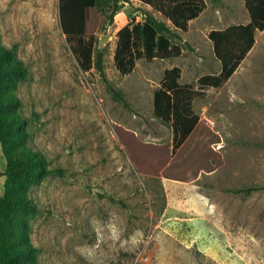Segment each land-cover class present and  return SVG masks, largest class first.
Masks as SVG:
<instances>
[{
    "label": "rangeland",
    "instance_id": "obj_1",
    "mask_svg": "<svg viewBox=\"0 0 264 264\" xmlns=\"http://www.w3.org/2000/svg\"><path fill=\"white\" fill-rule=\"evenodd\" d=\"M205 3L187 31L177 30L180 55L139 59L128 74L115 61L122 29L146 11L171 22L139 0H121L112 21L104 16L95 48L126 106L97 67L82 68L60 0H0L1 63L19 66L11 73L0 65V115L22 122L11 136L44 169L19 175L14 163L0 171L8 172L0 177V264H264V189L229 192L264 187V30L225 85L201 88V76L221 69L209 33L251 21L246 0ZM174 66L182 84L204 90L192 110L222 140L223 164L185 182L141 175L114 127L145 142L173 141L154 96ZM14 247L25 254L14 256Z\"/></svg>",
    "mask_w": 264,
    "mask_h": 264
},
{
    "label": "trees",
    "instance_id": "obj_2",
    "mask_svg": "<svg viewBox=\"0 0 264 264\" xmlns=\"http://www.w3.org/2000/svg\"><path fill=\"white\" fill-rule=\"evenodd\" d=\"M139 1L161 12L171 25L146 11L144 21L130 22L122 29L115 61L123 74L130 73L139 59L151 61L155 58L165 59L180 55L181 49L174 43V39L179 37L177 30L187 31L189 22L196 19L206 8L205 0ZM120 2L121 0H60V20L68 41L75 45L74 50L82 68L88 71L97 67L105 77L114 98L128 106L124 93L106 78L104 52L96 49L94 43L104 16L112 21L120 9ZM246 4L251 15L249 23L210 32L209 39L214 44V52L221 62V69L216 74L201 76L198 79L201 88H219L225 85L253 48L256 42L255 32L264 30V0H246ZM108 10L111 11L109 15ZM1 58L0 56V65L9 72L19 71L16 64L12 68L10 64H2ZM181 73L178 66L166 69L162 86L154 96L156 117L172 124V142H145L134 130L123 125H114L120 141L141 175L185 182L196 178L202 171L211 173L223 164V156L217 149L222 144L220 136L211 127L203 125L200 117L192 110L195 96L203 95L204 90H196L192 84L180 83ZM21 123L14 115H0V138L7 159L6 168L15 163L12 170L19 175L42 173L44 169L34 163L36 153L26 145L22 146L23 141L15 138L20 135L18 132ZM13 124L15 137L11 136L9 128ZM5 174L8 172H0V177ZM262 189L264 187L251 186L229 192L248 196ZM3 219L7 222L11 220L6 210ZM0 228L2 229V225ZM11 251L16 257L25 254L24 248L14 247Z\"/></svg>",
    "mask_w": 264,
    "mask_h": 264
},
{
    "label": "crops",
    "instance_id": "obj_3",
    "mask_svg": "<svg viewBox=\"0 0 264 264\" xmlns=\"http://www.w3.org/2000/svg\"><path fill=\"white\" fill-rule=\"evenodd\" d=\"M249 23V22H248ZM247 24V23H246ZM257 32V31H256ZM256 32H255V39H256ZM210 34V33H209ZM181 83V82H180ZM0 161L2 164H5L4 167H0V171H4L5 168L7 167V159L3 153V148H2V144L0 143Z\"/></svg>",
    "mask_w": 264,
    "mask_h": 264
},
{
    "label": "water",
    "instance_id": "obj_4",
    "mask_svg": "<svg viewBox=\"0 0 264 264\" xmlns=\"http://www.w3.org/2000/svg\"><path fill=\"white\" fill-rule=\"evenodd\" d=\"M104 40V38H102V41Z\"/></svg>",
    "mask_w": 264,
    "mask_h": 264
}]
</instances>
